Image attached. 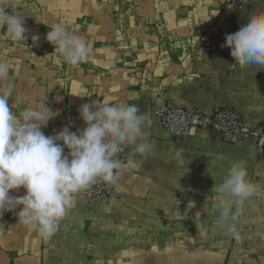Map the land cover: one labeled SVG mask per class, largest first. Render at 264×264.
<instances>
[{
    "label": "crops",
    "instance_id": "1",
    "mask_svg": "<svg viewBox=\"0 0 264 264\" xmlns=\"http://www.w3.org/2000/svg\"><path fill=\"white\" fill-rule=\"evenodd\" d=\"M19 1L31 7L18 13L25 18L26 41H13L6 27L0 29L13 112L48 104L59 114L42 130L55 135L66 126L74 132L86 127L79 113L84 103L135 104L151 116L145 131L155 147L144 156L126 147L130 155L118 181L123 196L97 201L75 194L74 206L47 240L18 222L20 209L6 211L0 216V264H264V150L205 127L176 139L156 117L164 101L207 114L232 108L249 128L264 122V68L241 67L222 47L226 34L264 10V0ZM123 1L137 4L144 18L133 25L126 50L116 41ZM54 24L86 41V62L72 67L55 51L46 40ZM33 35L40 37L37 43ZM240 160L258 188L245 203L237 237L216 225L213 188Z\"/></svg>",
    "mask_w": 264,
    "mask_h": 264
},
{
    "label": "clouds",
    "instance_id": "2",
    "mask_svg": "<svg viewBox=\"0 0 264 264\" xmlns=\"http://www.w3.org/2000/svg\"><path fill=\"white\" fill-rule=\"evenodd\" d=\"M15 9L16 0H0V29L6 26L13 41H26L25 18ZM49 27L46 40L68 65L78 67L89 59L81 36L63 24ZM39 39L32 36L34 43ZM222 47L231 49L230 55L239 66L264 68V10L250 15L235 33L226 34ZM9 72L10 65L0 61V216L20 209L15 212L18 222L47 240L74 206L75 194L97 180L118 183L123 166L119 157L126 147L142 156L153 152L155 145L145 131L152 119L135 104L95 100L79 108L86 127L74 132L66 126L55 135H45L42 128L59 113L45 104L15 114L9 107L14 91L8 82ZM257 188L249 179L246 162H232L213 188L216 225L221 230L238 237L237 223ZM21 189L22 196L10 194Z\"/></svg>",
    "mask_w": 264,
    "mask_h": 264
},
{
    "label": "built area",
    "instance_id": "3",
    "mask_svg": "<svg viewBox=\"0 0 264 264\" xmlns=\"http://www.w3.org/2000/svg\"><path fill=\"white\" fill-rule=\"evenodd\" d=\"M158 122L176 139L188 137L197 128H209L220 134L225 140L244 141L255 144L259 152L264 150V122L249 128L242 115L232 108H221L212 114H207L199 108L190 106H175L161 102L156 108ZM130 150L125 148L120 154L123 164L127 161ZM79 193L90 195L94 200H118L123 196L119 186L97 180L96 183Z\"/></svg>",
    "mask_w": 264,
    "mask_h": 264
},
{
    "label": "rangeland",
    "instance_id": "4",
    "mask_svg": "<svg viewBox=\"0 0 264 264\" xmlns=\"http://www.w3.org/2000/svg\"><path fill=\"white\" fill-rule=\"evenodd\" d=\"M29 3L31 2L29 1ZM26 7L31 8L28 6V4L16 0L15 10L17 13H21L20 12L21 9ZM116 19H117V27H118L116 41L123 48V50H126L125 48H130L133 43V39L131 38V34H132L131 29L133 28V25H141V23H143L144 21V18H142L141 14L139 13L137 4H135L134 2L123 1L122 10ZM9 39L11 38L9 37Z\"/></svg>",
    "mask_w": 264,
    "mask_h": 264
}]
</instances>
